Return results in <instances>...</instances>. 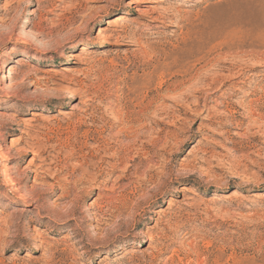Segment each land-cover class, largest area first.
<instances>
[{"label": "rangeland", "instance_id": "rangeland-1", "mask_svg": "<svg viewBox=\"0 0 264 264\" xmlns=\"http://www.w3.org/2000/svg\"><path fill=\"white\" fill-rule=\"evenodd\" d=\"M136 1L0 0V264H264V0Z\"/></svg>", "mask_w": 264, "mask_h": 264}, {"label": "bare ground", "instance_id": "bare-ground-1", "mask_svg": "<svg viewBox=\"0 0 264 264\" xmlns=\"http://www.w3.org/2000/svg\"><path fill=\"white\" fill-rule=\"evenodd\" d=\"M136 3H140V4H146L147 2L145 1V0H142V1H139V0H137L136 1ZM156 3V2H155ZM149 8H151V7H149ZM161 8V7H160ZM171 9V8H170ZM151 10H153L154 12L155 11H157V9L156 8H152ZM165 10V9H164ZM163 10V11H164ZM169 10V9H168ZM140 10L138 9V12H139ZM152 11V12H153ZM161 11V10H160ZM176 11V10H175ZM151 12V13H152ZM165 13H166V11H164ZM172 12V11H171ZM177 12V11H176ZM154 14H156V13H154ZM159 14V13H158ZM157 14V15H158ZM164 14V13H163ZM151 15V14H150ZM159 15H161V13L159 14ZM164 17H166L165 16V14H164ZM149 18V17H148ZM163 18V17H162ZM124 20H125V18H124V15H118V16H115L114 18H112L111 20H109L108 22H106L107 23V26L110 28V29H112V28H117L122 22H124ZM158 20V19H157ZM156 21V20H155ZM156 22H159V21H156ZM161 22V21H160ZM107 31V30H106ZM112 32V31H111ZM127 37V36H126ZM126 37H124V38H126ZM113 39H114V37H112ZM116 38H118V37H116ZM130 39V38H129ZM116 40V39H115ZM122 40V39H121ZM116 42H117V44L118 45H121V44H119V40H116ZM96 45H99V43L97 42V41H94V42H92L91 44H86V46L83 48V51H87V49H89V48H92V47H94V46H96ZM199 47V46H198ZM197 48V47H196ZM201 48V47H200ZM230 48V47H229ZM232 53V52H231ZM227 54V53H226ZM201 55V54H200ZM223 55V54H222ZM72 56V55H71ZM192 56V55H191ZM215 56V55H214ZM231 56V55H230ZM237 57V56H236ZM75 59H76V57H74ZM23 60V57L21 58V59H19L18 61H16V63L17 64H19V63H21V61ZM77 60V59H76ZM79 60V59H78ZM206 61V60H205ZM208 62V61H207ZM264 63V62H263ZM206 67V66H205ZM64 70V69H63ZM13 71L14 70H12V69H10L9 70V76H8V78H10L11 76H12V74H13ZM66 72H68L67 70H65ZM53 72V71H52ZM57 75V74H56ZM23 76V75H22ZM64 77H65V75H62L61 74V78L62 79H64ZM36 78V77H35ZM41 78V77H40ZM40 78L39 79H36L35 81H33L34 83H31L32 85H35V86H38V85H40V83H39V80H40ZM48 78V77H47ZM47 78H45V79H47ZM66 78V77H65ZM207 78V77H206ZM258 78V77H257ZM26 79H29V76L28 75H24V77H23V80H26ZM208 79V78H207ZM49 80V79H48ZM43 81V80H42ZM231 81V80H230ZM234 81V80H233ZM252 81V80H251ZM41 82V81H40ZM184 83V82H183ZM9 87V86H8ZM175 87V86H174ZM173 87V88H174ZM171 89V90H169L168 92L169 93H175L176 91H178L179 90V88H178V86H177V88H174V89ZM253 90V89H252ZM0 91H3V89L1 90V88H0ZM6 91V90H5ZM53 91H55V92H57L58 90H53ZM46 92H48V91H46ZM6 94L5 95H8V92H5ZM60 93V92H59ZM71 98L70 99H74L75 97H79V92H73V93H71ZM256 100V99H255ZM257 101V100H256ZM153 103V100H152V102H149V104H148V107H147V109H148V111H149V108H150V106H151V104ZM158 103V102H157ZM254 103H255V101H254ZM153 105V104H152ZM157 105V104H156ZM192 106V105H191ZM251 108V107H250ZM153 109V108H152ZM71 110L72 111H80L78 108H76V107H72L71 108ZM257 110V109H256ZM262 110V109H261ZM35 111H37V110H34V109H29V112L28 113H26L25 115H27V114H29V115H31V120L30 121H22V120H17L16 118H11L10 119V121H11V123H13L16 127H19V125H20V123L21 122H25V126H26V128H28L29 129V127H31L30 126V123L31 122H33V121H35L36 119H38V116L40 115L39 113H37V112H35ZM82 111V110H81ZM258 111V110H257ZM147 113V112H146ZM251 113V112H250ZM262 113V112H261ZM58 114L61 116V117H64L65 115H67V112H65V111H63V110H59V112H58ZM254 114V113H253ZM135 115V114H134ZM138 115V114H137ZM150 115V114H149ZM259 115H260V113H259ZM262 115V114H261ZM132 116V115H131ZM256 116H258L257 114H256ZM264 116V115H263ZM137 117V116H136ZM134 118V117H133ZM142 118V117H141ZM257 118V117H256ZM255 118V119H256ZM264 118V117H263ZM132 119V118H131ZM259 119V118H258ZM139 120V119H138ZM138 120H136V118H134V120H127V123H126V125H125V128H124V137L126 138V139H128V140H130V141H135V140H137L139 137H140V134H139V126H141V121H138ZM143 120V119H142ZM254 121V120H253ZM252 121V122H253ZM258 122H259V120H258ZM256 123V122H255ZM254 123V124H255ZM0 128H1V123H0ZM122 128V127H121ZM16 131H19V133H21V134H24V135H26V136H28V134H27V132H25L24 130H16ZM29 132V131H28ZM4 133H2L1 132V129H0V137H4ZM113 136V135H112ZM34 139V138H33ZM114 139V138H113ZM32 141V140H31ZM19 142H21V139L20 138H18V139H16L15 141L13 140V142H12V145L14 146V145H17V144H19ZM25 143V142H24ZM30 143V142H29ZM26 145V150L25 149H23L25 152H31L32 151V148L29 146L30 144H28V143H26L25 144ZM67 146V145H66ZM123 147V146H122ZM121 147V148H122ZM85 148V147H84ZM124 148V147H123ZM22 150V149H21ZM126 150V149H125ZM18 151V150H17ZM127 151V150H126ZM20 152V151H19ZM124 152V150L123 149H120L118 152H116V156H117V158L119 159V156H120V154L121 153H123ZM8 153V152H7ZM40 153V152H39ZM38 153V154H39ZM6 153L4 152V153H2V151H1V153H0V155H1V157L2 158H5V155ZM37 153H35V158L41 163V165H44V162H45V160L44 159H42L41 157H39V155H38ZM84 154V153H83ZM9 155V154H8ZM40 155H41V153H40ZM102 157V156H101ZM125 157V156H124ZM116 159V158H115ZM35 160V159H34ZM123 164V160H121V161H119L118 162V165H122ZM40 165V166H41ZM6 166V165H5ZM5 166H4V168H5ZM28 166H30V165H28ZM32 166H33V164H32ZM7 167V166H6ZM43 167V166H42ZM12 168V167H11ZM7 169V168H6ZM36 169V168H35ZM40 169H42L41 167H40ZM37 170V169H36ZM6 172H7V170H5ZM41 171V170H40ZM6 172H5V176L3 177V182L5 183V184H7V183H11L13 180L12 179H9L8 177H6L7 175H6ZM55 172V171H54ZM59 172V171H58ZM8 173H9V171H8ZM42 173H46V171L44 170V171H42ZM41 173V174H42ZM127 173V172H126ZM47 175V174H46ZM45 176V175H44ZM83 177H84V175H83ZM82 177V178H83ZM37 178V177H36ZM119 178V177H118ZM51 179V178H50ZM17 181V180H16ZM56 181V180H55ZM15 184V183H14ZM57 184V183H56ZM10 186V185H9ZM181 190L183 191V192H187L188 191V189L186 188V187H183V188H181ZM186 194V193H185ZM22 195V194H21ZM142 198H145L146 197V195H142L141 196ZM124 201V200H123ZM153 212L155 213V214H157L159 211H157V210H153ZM37 235V234H36ZM148 239L151 241L152 240V237L149 235L148 236ZM40 247H41V244L40 245H35V248L36 249H40ZM152 249V248H151Z\"/></svg>", "mask_w": 264, "mask_h": 264}]
</instances>
